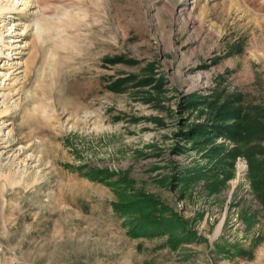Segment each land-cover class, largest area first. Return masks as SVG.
<instances>
[{
    "label": "rangeland",
    "instance_id": "rangeland-1",
    "mask_svg": "<svg viewBox=\"0 0 264 264\" xmlns=\"http://www.w3.org/2000/svg\"><path fill=\"white\" fill-rule=\"evenodd\" d=\"M0 11V264H264V0Z\"/></svg>",
    "mask_w": 264,
    "mask_h": 264
},
{
    "label": "bare ground",
    "instance_id": "bare-ground-1",
    "mask_svg": "<svg viewBox=\"0 0 264 264\" xmlns=\"http://www.w3.org/2000/svg\"><path fill=\"white\" fill-rule=\"evenodd\" d=\"M7 1V0H6ZM8 1H10V0H8ZM11 1H13V4L10 6V8H8L7 9V7L6 8H0V9H2V10H14V9H16V5H17V3H18V0H11ZM23 1V0H22ZM184 1H186V0H184ZM29 3V2H28ZM20 4H23V2L22 3H20ZM19 4V5H20ZM26 4V3H25ZM30 4V3H29ZM8 5H10L9 4V2H8ZM18 5V6H19ZM7 6V5H6ZM4 7V6H3ZM29 7V6H28ZM24 8V7H23ZM1 12V11H0ZM8 12V11H7ZM1 16V15H0ZM4 25V24H3ZM5 25H7V23H5ZM37 25H39L38 23H37ZM41 26V25H40ZM44 26L45 25H43V28H44ZM3 27V26H2ZM51 27V26H50ZM9 28V27H8ZM3 29V28H2ZM13 30V29H12ZM16 30V29H15ZM18 30V29H17ZM42 30V29H41ZM6 31H7V29H6ZM39 31V30H38ZM12 31H11V28H9L8 29V32L7 33H5V34H7V36H10V37H16V42H18V41H20L21 39L20 38H18V37H21V35L22 34H18V37L17 36H15V34H12L11 33ZM45 32V29H44V31H43V33ZM49 32H51V31H49ZM24 33H26L25 32V29H24ZM39 33H40V31H39ZM39 33H36V36L37 37H39L38 35H39ZM53 33V32H52ZM4 34V36H6ZM41 34V33H40ZM1 36H2V34H0ZM35 35V34H34ZM23 36H24V34H23ZM18 38V39H17ZM22 38V37H21ZM7 40V39H6ZM41 40V39H40ZM44 41V40H43ZM42 41V42H43ZM4 43V40H1V38H0V44H2V43ZM9 42V41H8ZM10 42H11V39H10ZM9 42V43H10ZM13 42H15V41H13ZM21 42V41H20ZM12 43V42H11ZM33 43H31V45H32ZM5 47H4V49L5 48H8V49H10V50H12L13 51V49H14V47L11 45V44H8V45H5V44H3ZM34 45H35V42H34ZM28 46V45H27ZM37 47V46H36ZM57 47H55L53 50H55ZM35 49V48H34ZM36 50V49H35ZM38 52L40 53V51L38 50ZM45 52V51H44ZM43 52V53H44ZM49 53V52H48ZM50 53H53V52H50ZM48 54V55H46V56H44L45 57V60H44V65H46V68H47V73H48V77H49V79H48V82H46V83H44V84H41L40 85V89H41V91H43V92H47V94H53V92H52V90H53V85L56 83L55 82V80H56V76H55V70L53 69L54 68V66H55V61H54V58L53 57H51L50 55L51 54ZM54 54V53H53ZM52 54V55H53ZM8 56H12V55H9V54H7L6 55V58H9ZM29 64V63H28ZM28 64H27V66H28ZM57 67V66H56ZM42 68V67H41ZM41 70V69H40ZM39 70V72L41 73L42 72V70L40 71ZM57 70V69H56ZM39 74V73H38ZM41 75V76H40ZM42 75H43V72H42V74H39V76L40 77H42ZM9 78H11L10 76H6V79H9ZM48 106V105H47ZM38 108H40V107H38ZM36 116H38V115H36ZM0 133H1V130H0Z\"/></svg>",
    "mask_w": 264,
    "mask_h": 264
},
{
    "label": "trees",
    "instance_id": "trees-1",
    "mask_svg": "<svg viewBox=\"0 0 264 264\" xmlns=\"http://www.w3.org/2000/svg\"><path fill=\"white\" fill-rule=\"evenodd\" d=\"M238 129L235 131V132H237V135H241L242 133H244V134H249V135H251L252 134V130L250 129L251 127H249L248 125H246V124H244V125H241V124H239L238 125V127H237ZM236 135V136H237ZM235 136V137H236ZM257 196H258V198H259V200L261 201V203H264V196H262V195H260V194H257Z\"/></svg>",
    "mask_w": 264,
    "mask_h": 264
}]
</instances>
